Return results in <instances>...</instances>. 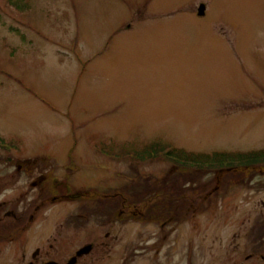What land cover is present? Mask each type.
<instances>
[{"label": "rangeland", "instance_id": "374dc122", "mask_svg": "<svg viewBox=\"0 0 264 264\" xmlns=\"http://www.w3.org/2000/svg\"><path fill=\"white\" fill-rule=\"evenodd\" d=\"M20 2L0 0V138L18 149L0 148L13 159L0 163V217L28 220L0 241V264L50 244L58 263L94 244L82 264H264V168L240 184L202 172L180 194L203 195L165 223L132 207L100 224L86 201L40 197L52 182L88 197L162 180L173 163L131 158L152 144L264 150V0ZM37 157L53 170L27 175Z\"/></svg>", "mask_w": 264, "mask_h": 264}, {"label": "trees", "instance_id": "16d2710c", "mask_svg": "<svg viewBox=\"0 0 264 264\" xmlns=\"http://www.w3.org/2000/svg\"><path fill=\"white\" fill-rule=\"evenodd\" d=\"M22 0H7L9 5L17 6L19 9H24L27 7V4L24 2L21 4ZM0 148L7 153L17 152L18 149L14 148L10 144L4 142L0 138ZM108 150V149H107ZM104 155L116 156V154H111L106 152V150L101 151ZM129 152H122L125 157H128ZM121 157V155H119ZM2 158L0 163L3 161L12 162L13 159ZM133 159L147 160V159H162L167 162H171L176 167L174 171L169 172L162 180H143L142 176L138 174V177L135 178V182L132 183V186H128L123 189L120 193L116 195H110L107 198L103 197H93L90 201V205H85L80 208V212L85 214L88 218L93 219L100 224L106 223L108 218L114 215L121 205L124 203L132 207H139L142 209L144 204L147 203V208L150 216L153 215V218L159 222L163 220L164 223L168 222L170 218L176 213V208L180 209L183 205L189 203L190 201H197L199 197L203 194H199L198 197L195 196L190 201H183L185 194H180V192L185 188H193V185H197L198 180L196 177H202L205 171L207 173L214 174H226L228 177L233 178L232 180L240 184L242 179L245 178L244 174L250 173L257 175L258 171L264 168V150L246 153V154H233V153H213V154H188L182 149H175L172 146H160L157 144H152L146 146L141 152H136L132 155ZM35 164H32L34 167L24 169V172L31 176L34 170L46 171L53 170V167L50 166L47 162L43 161L41 157H37ZM176 171L175 174H173ZM242 174L240 178L238 175ZM189 175V180L185 181V177ZM183 179L184 183L181 185V180ZM52 184V185H51ZM136 184V185H135ZM207 183H205L206 185ZM200 187V186H199ZM182 189V190H181ZM216 187H214L208 194H205V199L211 196L215 192ZM213 191V192H212ZM46 194V195H45ZM40 195L42 199H47L55 195L61 194L54 185L53 182L50 183L47 191ZM185 199V200H186ZM151 218V220H153ZM28 217L25 212L19 213L17 218L10 217L7 220L0 222V239H9L13 237L16 232L24 226L27 222ZM83 222V220H82ZM85 222V221H84Z\"/></svg>", "mask_w": 264, "mask_h": 264}, {"label": "flooded vegetation", "instance_id": "af4514ba", "mask_svg": "<svg viewBox=\"0 0 264 264\" xmlns=\"http://www.w3.org/2000/svg\"><path fill=\"white\" fill-rule=\"evenodd\" d=\"M205 16V15H204ZM60 194L58 195H55L54 199H58V198H73V199H80V200H83V201H90L91 199H93V197H108L109 195H104V196H85V195H82V194H74V195H64V196H59ZM49 199V198H47ZM45 199V200H47ZM44 200V201H45ZM43 204H45V202H43ZM147 203L144 204V207H143V210L140 211L141 213V216L142 217H145L148 211V208H147ZM119 212H121L120 214H129V213H133V208H131L130 205H126V204H122L121 207L119 208ZM179 212V207L176 208V213ZM23 213V212H22ZM17 213L16 212H6L5 215H3L2 217H0V222L4 221V220H7L9 219L10 217H13V218H17ZM177 214H174L173 216H176ZM113 216V215H112ZM8 217V218H7ZM6 218V219H5ZM175 217L173 218H170V220H173L174 221ZM110 220V219H109ZM107 220L106 222L107 223H110L112 220ZM109 235V234H108ZM1 242H4V239H0ZM92 246L91 250L89 253H86V254H83L81 256H78V252L81 251L82 249H80L79 251L76 252V256H72V258L69 260V261H66V262H61V263H58V262H55V261H52V259L55 257V256H58V252L56 250H53V245L50 244L48 247H43V248H37L33 253H32V257L30 261H28L27 264H82L84 263V258L88 257L91 252H93L94 250V244H89ZM88 245V246H89ZM86 247V246H85ZM84 247V248H85ZM24 258H26L24 256ZM56 259V258H55Z\"/></svg>", "mask_w": 264, "mask_h": 264}, {"label": "water", "instance_id": "95a60500", "mask_svg": "<svg viewBox=\"0 0 264 264\" xmlns=\"http://www.w3.org/2000/svg\"><path fill=\"white\" fill-rule=\"evenodd\" d=\"M205 9H206V6L204 4H201L200 8H199V11H198L199 15H201V16L205 15ZM91 248H92L91 245L86 246L85 248H83L81 251L78 252V256H81L83 254L89 253Z\"/></svg>", "mask_w": 264, "mask_h": 264}]
</instances>
